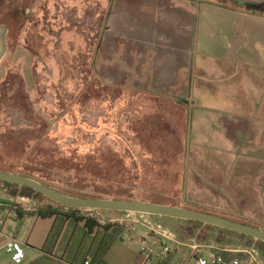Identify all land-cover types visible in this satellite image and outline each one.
Listing matches in <instances>:
<instances>
[{"label":"rangeland","instance_id":"1","mask_svg":"<svg viewBox=\"0 0 264 264\" xmlns=\"http://www.w3.org/2000/svg\"><path fill=\"white\" fill-rule=\"evenodd\" d=\"M14 10L22 17L0 62L1 161L16 163L10 150L24 140L19 167L110 168L135 194L264 227V162L240 145L264 144V134L245 136L254 122L244 104L264 99V0H0V25L16 21ZM4 101L32 122L14 124ZM228 110L243 119L224 120ZM166 226L187 253L239 241Z\"/></svg>","mask_w":264,"mask_h":264},{"label":"crops","instance_id":"2","mask_svg":"<svg viewBox=\"0 0 264 264\" xmlns=\"http://www.w3.org/2000/svg\"><path fill=\"white\" fill-rule=\"evenodd\" d=\"M187 26H181L182 33L185 30L188 33ZM182 71L190 84L189 69L183 68ZM229 104L235 106L239 102L229 101ZM244 104L248 111L245 115H250L254 122L246 128L245 136L253 138L263 135V97L246 100ZM205 112L208 115L204 118L214 119V110L208 108ZM243 114L228 110L222 116L224 120L237 121L243 119ZM199 115H202L201 111L196 116L199 118ZM240 132L238 129L233 135L237 138L244 136ZM240 145L245 146L247 154H252V159L264 162V144L256 145L252 140L243 144L240 142ZM261 174L264 176L263 171ZM0 204V228L4 236L14 237L24 247V260L20 264H84L85 261L89 264H197L196 257L209 252L174 250L171 244L174 242L173 233L158 215L138 213L136 217L139 222L134 225V229L128 224H99L89 228L84 219L66 216L64 208H58L59 211L51 215L29 214L28 211L40 207L55 206L39 198L12 196L1 184ZM15 205L21 211L16 217L11 214ZM109 216L121 217L123 213L111 212ZM161 231L169 234V238H164L170 249L166 256L159 255L161 236L158 233ZM3 240L0 239V264H13L3 248ZM142 241L147 248L145 253L140 250ZM221 245L218 249L226 253V257H244L242 251L255 250L257 263L264 264V256L254 243L247 245L244 240H239L234 244L222 242Z\"/></svg>","mask_w":264,"mask_h":264},{"label":"trees","instance_id":"3","mask_svg":"<svg viewBox=\"0 0 264 264\" xmlns=\"http://www.w3.org/2000/svg\"><path fill=\"white\" fill-rule=\"evenodd\" d=\"M13 12H14V19H16V21L12 25L9 24L0 25L6 29L7 36L9 35V32L13 34L15 28L19 24L20 19L22 17L19 16L20 14L18 13V11L14 10ZM180 102H184L183 98L180 99ZM2 103L5 104L4 108L6 109L13 108V105L8 103L7 101L6 102L4 101ZM12 113H13V122L17 126H23L25 124H30L32 122V119L25 115V112L21 107L18 108L14 107ZM29 149H30L29 143L27 141L21 140L19 142V146L16 147V149L11 148L10 150L11 151L10 154L13 155V157L17 160L16 163L6 164L0 160V170L14 172L34 178L54 189H57L62 193L72 196L102 197V198H115V199H136V200H146V201H152V202L164 203L170 205H177L173 202L161 200L153 195L135 194L131 188L132 185L130 184V182H127L126 184V182L123 181L122 179L120 180L118 179L117 174L116 175L110 174L109 173L110 168H106L105 173L99 172L97 174H84V173L72 174L68 170H62V169H58L57 171H52L51 169L32 170L27 167H19L17 163L20 162L21 160H24V158L29 154ZM0 184L4 186L7 189L8 193L12 196H20L27 198L41 197L44 200L50 202V204H53L55 206L54 208L51 206L40 207L35 209L34 211H28L27 213L29 214L51 215L53 213L58 212L59 211L58 208H64L66 209V211H64L66 216L73 217L77 220L84 219L89 228L99 225L98 222H96V220L85 217V215L83 214L85 209H79V208H73V207H67L61 205L47 198L41 193L25 186H20L17 184L4 182V181H0ZM181 206L212 213L215 215H220L235 221L251 224L264 229V227H261L256 223H253L251 220L247 218H242L233 214L219 213L217 211H213L208 208L196 207L189 204H183ZM16 212L17 213L21 212L18 207L16 208ZM113 212H119V211H113ZM158 217L162 218L166 225L172 222L186 224V227L183 228L182 233L187 234L188 237L195 235L198 229L206 228V229L222 232V234L234 236L239 240H244L247 245L254 243L255 246L258 248L259 252L261 253V255L264 256V242L255 239L251 236L237 233L225 228H220L217 226L201 223L198 221L178 219V218L165 217V216H158ZM226 237L224 236V238H217L218 243L221 244L222 242H225L230 244V241L227 240ZM220 253L226 256V253L222 251H220Z\"/></svg>","mask_w":264,"mask_h":264},{"label":"water","instance_id":"4","mask_svg":"<svg viewBox=\"0 0 264 264\" xmlns=\"http://www.w3.org/2000/svg\"><path fill=\"white\" fill-rule=\"evenodd\" d=\"M5 32L6 29L0 26V62L6 51ZM0 181L28 187L67 207L127 211L198 221L251 236L264 242L263 228L196 209L146 200L72 196L62 193L34 178L3 170H0Z\"/></svg>","mask_w":264,"mask_h":264},{"label":"built area","instance_id":"5","mask_svg":"<svg viewBox=\"0 0 264 264\" xmlns=\"http://www.w3.org/2000/svg\"><path fill=\"white\" fill-rule=\"evenodd\" d=\"M1 206V204H0ZM18 206L15 205L11 211V214L16 217L17 212L16 208ZM100 209H85L84 215L85 217L91 218L96 220L98 224L107 225V224H128L131 229H134V225L139 222L136 215L138 213L135 212H127V211H119L123 213L121 217H110L104 216ZM160 238V252L159 255L166 256L169 252V246L164 240V238H169V234L161 231L158 233ZM4 238L3 240V248L9 254L10 260L13 264H20L24 260V247L20 241L15 239L12 236H4L3 231L0 228V239ZM146 245L145 242H141V252H146ZM245 256L244 257H226L220 252L216 251H209L205 255H200L196 257L197 264H258L256 260V252L255 250H244L242 251ZM84 264H89L88 261H85Z\"/></svg>","mask_w":264,"mask_h":264}]
</instances>
